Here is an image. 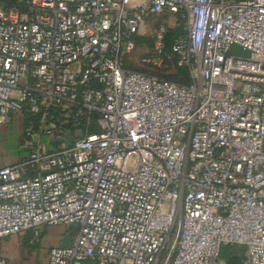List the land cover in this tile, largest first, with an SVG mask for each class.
Here are the masks:
<instances>
[{
    "label": "built area",
    "instance_id": "2783aa9c",
    "mask_svg": "<svg viewBox=\"0 0 264 264\" xmlns=\"http://www.w3.org/2000/svg\"><path fill=\"white\" fill-rule=\"evenodd\" d=\"M153 17L182 21L189 85L126 67ZM168 29L142 63L166 62ZM15 118L0 243L75 226L47 264H231L225 247L264 264V0H0V126Z\"/></svg>",
    "mask_w": 264,
    "mask_h": 264
},
{
    "label": "rangeland",
    "instance_id": "374dc122",
    "mask_svg": "<svg viewBox=\"0 0 264 264\" xmlns=\"http://www.w3.org/2000/svg\"><path fill=\"white\" fill-rule=\"evenodd\" d=\"M165 20L166 24L170 28H182V21L178 19V22L173 25L174 18L165 17V18H150L145 25H142L140 30V36L143 38V42L137 43L135 50L127 57L126 67L130 70L141 71L153 76L160 74V71L168 70V72H172L170 70L171 66L169 62L164 63L162 66L157 67L158 70L154 69L153 66L149 64L142 63L143 58H147L152 52L153 46V28ZM182 35V34H181ZM149 41V42H146ZM233 54L246 56V53L238 52L237 49H234ZM156 74V75H155ZM170 74V73H169ZM16 119V120H15ZM11 120V122L7 125L0 126V158L6 160V162L13 164L18 161L20 157L24 155V152H20L19 150V142H20V130L21 123L19 119L15 118ZM59 235L61 236V246H67L71 242L74 234L77 233V227L75 226H59ZM28 234V233H27ZM26 235V234H25ZM55 236V235H54ZM20 238V237H19ZM31 237L29 238L30 241ZM46 240V239H45ZM47 241L50 242V237L47 238ZM22 244L27 247V255L24 253L23 260L32 262L34 264H44V260L46 257V252L44 248H42L41 244L36 245L34 248L29 249L26 241H21ZM23 245V246H24ZM29 247L31 245L29 244ZM230 249V248H229ZM24 252V251H23ZM222 258L226 261H229L233 264H238L239 260L237 258H228L229 251L224 249L222 252Z\"/></svg>",
    "mask_w": 264,
    "mask_h": 264
},
{
    "label": "crops",
    "instance_id": "0c3cea01",
    "mask_svg": "<svg viewBox=\"0 0 264 264\" xmlns=\"http://www.w3.org/2000/svg\"><path fill=\"white\" fill-rule=\"evenodd\" d=\"M21 134V130H20ZM10 163L6 162L0 158V167L4 165H9ZM59 226H50L46 227L43 230L42 237L38 244L42 245L46 252V257L44 260V264H47V252L48 249L52 246L60 245L61 243V236L59 235ZM55 235V236H54ZM76 234L74 235V237ZM20 237V238H19ZM31 237L30 234L21 235V236H11L0 243V254L4 255L11 264H34L32 262H28L23 260L24 253L27 255V247L26 245L22 244L21 241H26L27 246L29 249L34 248L33 246L29 247V238ZM50 237V242L47 241V238ZM74 237L71 239L73 241ZM46 239V240H45ZM70 242V243H71ZM69 243V244H70ZM37 244V245H38ZM24 245V246H23ZM24 251V252H23Z\"/></svg>",
    "mask_w": 264,
    "mask_h": 264
},
{
    "label": "trees",
    "instance_id": "16d2710c",
    "mask_svg": "<svg viewBox=\"0 0 264 264\" xmlns=\"http://www.w3.org/2000/svg\"><path fill=\"white\" fill-rule=\"evenodd\" d=\"M181 34H183L182 28H175L174 27V28H169L167 30V32L165 34V54H166V59H167L166 62H169L170 66H171L170 70L172 72H168L169 69L164 70V71L161 70L160 74H157V75L155 74L156 75L155 77H157L161 80H164V81H168L171 83L178 84V85L187 86L191 83L188 70L185 67H181V66L177 65V58L172 51L173 41ZM143 41H144L143 38L137 37V43H141ZM146 42H149V41H146ZM153 68L158 70L157 67L153 66ZM136 72L144 73L141 71H136ZM224 249L229 251L228 258L232 259L233 257L231 256V248L229 249V247H225V248H223V250ZM223 250H222V252H223ZM222 254L223 253H221V256H222ZM229 263H231V262H229ZM231 264H233V263H231Z\"/></svg>",
    "mask_w": 264,
    "mask_h": 264
},
{
    "label": "water",
    "instance_id": "95a60500",
    "mask_svg": "<svg viewBox=\"0 0 264 264\" xmlns=\"http://www.w3.org/2000/svg\"><path fill=\"white\" fill-rule=\"evenodd\" d=\"M83 264H91V263H83Z\"/></svg>",
    "mask_w": 264,
    "mask_h": 264
}]
</instances>
